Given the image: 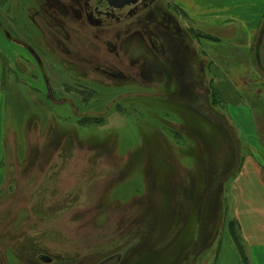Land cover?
<instances>
[{
	"label": "rangeland",
	"instance_id": "obj_1",
	"mask_svg": "<svg viewBox=\"0 0 264 264\" xmlns=\"http://www.w3.org/2000/svg\"><path fill=\"white\" fill-rule=\"evenodd\" d=\"M155 1L139 0L124 7H109L100 0H90L91 16L104 23L97 28L92 26L84 6L82 8L77 0H0V264L23 263L22 258L19 261V253L11 249L13 239L19 237L20 241L28 237L24 250L29 259L36 260L38 256L53 259L60 254L67 260L54 259L53 264H73L75 260L77 264H99L115 254L122 255L121 264H129L141 257L142 251L146 253V247L149 253V245H153V250L163 249L162 254L169 258V246L178 240V244H184L183 248L175 245L174 264H218L220 261L222 243L228 247L225 223L235 220L236 175L227 178L222 188L210 196L220 199L221 209L226 207L227 210L221 220L219 209L218 223L212 222V228L211 224L208 226L209 233H214V227L216 233L221 225L216 241L200 239L194 182L184 185L185 193L178 196L177 207L174 209L173 205L167 222L158 225L156 213L149 211L152 201L149 195L152 192L154 203L160 204L161 179L174 174L176 161H185L184 157L174 160L170 157L178 155L179 144L183 139H191V134L189 130L181 132L179 124L170 118L172 114L164 116L168 110L162 105L146 98L140 99V103L136 101L135 98L146 91L141 90L142 86H116L107 79H100L98 86L99 79L87 76L92 72L88 71L90 66L92 69L93 66L110 68L113 72L126 68L119 54L123 47L116 49V39L137 28L147 29L149 22L143 15L136 14ZM174 2L176 0H171V5L164 10L177 15L187 31L186 36L194 43L191 24L186 15L175 8ZM41 4L67 26L76 28V33L71 28L60 31L51 14L44 19L41 13L35 12L33 17L28 14ZM11 5L16 9L14 13L10 12ZM74 9L81 13L80 19ZM59 32L67 38V44ZM58 40L62 46L57 44ZM65 45L67 50L63 51ZM178 47L192 56V44H183L185 50L180 44ZM112 51L118 53L116 57L109 55ZM172 59L180 63L182 60L181 57ZM82 67L86 76L82 74ZM255 69L264 76V67ZM197 70L198 65H193L198 79ZM206 72L213 79L210 90L207 89L206 104L232 126L239 149L236 153L239 156L241 151L245 155V136L249 137L248 129L252 131L249 117L240 107H231L238 98L220 72L211 65L206 66ZM205 81L208 85L207 78ZM174 107L188 113L180 105ZM202 122L209 126L211 121L202 119ZM213 129L221 132L216 127ZM169 130L177 132L178 139L168 138ZM212 140L205 143L209 148H212ZM33 147H37V155L32 152ZM238 159L241 160V154ZM221 176L223 174L219 173L215 179L205 180L202 189L204 186L208 189ZM121 177L130 181L127 186L122 184L127 190L114 191L112 184ZM35 209L39 210L36 214L44 209L43 215L47 212L48 218L36 216ZM140 212L142 215L138 214ZM129 215L134 220L140 219L132 230L151 223L154 240L164 237L160 239L162 245L149 244L147 230L144 231L147 244H140L141 240L136 238L128 243ZM175 215L180 216L179 219ZM232 232H236L234 226ZM198 240V249L194 250ZM193 257L196 258L193 260Z\"/></svg>",
	"mask_w": 264,
	"mask_h": 264
},
{
	"label": "trees",
	"instance_id": "obj_2",
	"mask_svg": "<svg viewBox=\"0 0 264 264\" xmlns=\"http://www.w3.org/2000/svg\"><path fill=\"white\" fill-rule=\"evenodd\" d=\"M12 2V1H11ZM37 9L29 10L28 14H31L32 17L34 16L35 12L38 14H44V18H48V14L52 15V18L55 19L57 22L56 26L59 27L60 31L61 30H67L68 28H71V26H67L59 17H56L55 14L50 11L51 9L45 6V4H41L40 7L37 5ZM38 10V11H37ZM16 9L12 7L11 5V10L10 12H15ZM179 21V20H178ZM179 29L181 31V34L184 33L187 35L186 29H184V26L181 25V22H178ZM71 31L74 33L75 28H71ZM61 37H63L64 41H67V38L64 37V35L58 33ZM167 36L161 37L163 40V46L165 50L158 51L155 47H153L151 41L148 40V38L142 33V31H136L131 37H123L119 41L116 42L117 49H119L120 46L123 47V50L119 51V54L124 55L122 56L123 61L125 64L128 62L130 69L127 68H122L121 71L119 72H113L110 68L107 70L104 68H100L98 66H93L88 67V71H92L91 73H87L85 68L82 67V74L86 76H94V79H99L97 84L99 86L100 84V79L101 80H110L114 81V84L116 86H123V85H129V87H134L132 85H140L142 86L141 90L143 88L146 89L144 91L145 93H140V95L136 99V101H139L140 99L146 98L150 99L149 101H153V104H156L158 106L162 105V107L165 109V111L168 110L164 114V116H170V118H173V121L175 120L176 123L179 124L180 128H182L181 132H187L189 130V133L191 134L189 140L183 139L184 142L179 146L176 154L178 155H172L170 157L168 154L167 156L172 158L174 160L178 156L184 157L185 161L182 163H179L176 161V163L173 164L174 167V174L170 177H163L161 179V192H160V197L161 201L160 204L156 205L154 203V199L152 196V192L149 195L150 198H152L151 203V210L153 213H156V221L157 224L162 225L164 222H167L169 219V214L173 210V205L174 209L178 205V196L180 194L185 193V184L186 183H191L194 184L192 185L193 189L195 190V199L197 201L196 208L198 207L199 211V221H200V210H201V202L204 196L205 191L207 190L204 186L202 189V186L205 185V180H212L215 179L216 176L219 173H222L223 175H228V178L236 175L242 165L243 158L246 157L248 154L251 153L250 148H247L246 146V154L244 155L241 151H239V156L241 154V160L238 159L236 160V152L239 150L238 149V144L233 143L232 139L230 138L229 134L220 126L209 122L208 119L203 117L198 110L195 108L196 105L200 103H204L206 106L210 107L209 105L206 104V96H207V89L210 90V84L213 82L212 78L208 76V73L206 72V66H209L210 62L208 63L206 58L203 55V52L194 47L193 41L191 42L193 46L192 52L195 54V58L192 60L193 65H198V70L197 74H199V79L197 80L191 75V69L189 68V64H187L186 67L180 66H174L172 62L169 60L170 54L177 52L175 51H170L171 42H169L166 39ZM189 37V36H188ZM190 39V38H189ZM132 43L133 48L132 50L130 49V43ZM135 42V43H134ZM59 43L62 45L63 43L58 40V45ZM125 49L128 50V52H125ZM207 62V63H205ZM122 65H124L123 62H121ZM93 70H96L98 73H94ZM128 70V73L125 72ZM94 73V74H93ZM96 76L100 78H96ZM206 78L208 79L206 84ZM127 80V81H125ZM143 82V83H142ZM86 84H91L92 82L90 81H85ZM93 83L94 80H93ZM104 83V82H103ZM96 85V84H95ZM97 86V85H96ZM110 86V85H108ZM149 86V87H148ZM136 88V87H135ZM149 88V89H148ZM148 89V90H147ZM135 90V89H134ZM134 90L130 91L133 92ZM174 105H180L181 107L185 108L187 112L191 115H194L192 118L188 113L183 112V110H178ZM193 107V109H192ZM211 110H213L210 107ZM170 110V111H169ZM189 111L195 113L192 114ZM173 112V113H172ZM174 114V115H173ZM202 119L205 121L209 122V126H206L205 123L202 122ZM212 128H207L211 127ZM213 127L218 128L221 132H216V130L213 129ZM232 134L234 136V139L236 138V135L234 134V131L232 130V126L230 127ZM184 132V133H185ZM220 133V134H219ZM156 134V133H155ZM178 134L177 132L173 130L167 131V136L168 138L173 139H178ZM213 135V136H211ZM215 135V137H214ZM157 136V135H156ZM180 136V135H179ZM184 137V136H183ZM189 137V136H188ZM213 139L211 142L212 148H209L205 143L209 142V139ZM236 140V139H235ZM161 143L163 142L162 140L160 141ZM236 142V141H235ZM165 145V144H163ZM185 146V147H184ZM237 147V148H236ZM164 148V147H163ZM240 148V147H239ZM238 149V150H237ZM32 152H34L36 155L39 153L37 147L32 148ZM28 149H26L25 154L27 153ZM164 152H166V149H164ZM183 158V159H184ZM189 159L188 161H186ZM33 162V161H32ZM31 162V163H32ZM178 164H181L184 166V168H180ZM264 168V167H263ZM176 171V172H175ZM212 177V179H211ZM124 177H121L118 179V182H114V191H119L125 189L127 184L130 182L125 181L123 179ZM13 180V179H12ZM123 181V182H122ZM125 182V183H124ZM115 184H117L115 186ZM124 186H123V185ZM223 184L220 185L213 193L215 195V192L218 191L220 188H222ZM209 187V186H208ZM207 187V188H208ZM202 189V192L199 191ZM206 189V190H205ZM112 191V193L114 192ZM199 191V192H198ZM111 193V196H112ZM125 194V193H124ZM127 195V193H126ZM213 195V196H214ZM112 199V197H110ZM159 202V200H158ZM142 203L140 205V208L142 207ZM150 205V204H149ZM220 199L219 200H214V197L209 198L208 202L206 203L205 210H204V217H203V225H202V231L200 234V239L205 238V239H214L215 241L218 239L219 232L221 225L219 226V230L215 233V227L212 229L214 230V233L211 231L210 233L208 232V226L213 227L214 223H218L216 214L217 211L221 212V220H223L224 215L226 213V207L222 208L220 207ZM148 209V208H147ZM150 209V208H149ZM45 210L41 209V212H39L38 209H35V215L39 216L41 218H48V213L46 212L43 215V212ZM142 211V210H141ZM176 211V210H175ZM216 212V213H215ZM210 213H211V219H210ZM141 214L142 213H138ZM43 215V216H42ZM141 215L139 217L141 218ZM26 216V215H25ZM24 216V217H25ZM28 216V215H27ZM145 216V215H144ZM176 219H179L175 215ZM136 220V221H135ZM133 219L131 215L128 216V227L127 230L129 231L127 234L128 237V243L134 238L141 240L140 244L145 245L147 244V240L149 239L150 242L149 244L152 243H157V245H162V240L163 239L161 236L160 238H156L154 240V235L153 230H152V224L148 223V227L146 225L143 226H135L134 230H132V226L135 222H138L140 219ZM199 221L197 220V224H199ZM221 224V222H220ZM156 225V223H155ZM154 225V226H155ZM162 226H160L162 228ZM235 227L236 232H232V227ZM199 227V225H198ZM143 230V231H141ZM149 231L148 234V239H145V232L144 231ZM152 231V232H151ZM229 231L231 234V237L233 239V242L237 248V251L239 252V255L241 257V260L244 264H249V261L246 257L244 247L242 245V242L240 240V237L238 235V227L235 222V220L229 222ZM22 234V233H21ZM24 235V233L22 234ZM135 236V237H134ZM179 238V237H178ZM177 238V240H178ZM176 240V239H175ZM179 241V240H178ZM178 241L176 244L172 245L170 244L169 248V258H165V256L162 254L163 249H158V250H153V245L148 246V252L147 253V247L144 250L146 253L142 251L141 257H139L137 260H132L129 264H174L175 258L174 254L172 253L173 251L176 252L177 249H175V245L178 244ZM200 241H197L196 245L194 246V250L198 249V243ZM13 243V242H12ZM182 244H178V248H180ZM15 245L12 244L11 249L15 250ZM145 248V247H144ZM183 248V246H182ZM185 250V249H184ZM17 251V250H16ZM171 255V256H170ZM187 255V254H186ZM196 256V255H195ZM21 258L23 260L22 264H42L38 262L37 260H32L29 259L28 254H24L22 252L19 253V261H21ZM196 257H193V260ZM186 262H188V259H186ZM77 260L73 262V264H77ZM183 264H186L182 262ZM191 263V262H190ZM121 264V263H120ZM123 264V263H122Z\"/></svg>",
	"mask_w": 264,
	"mask_h": 264
},
{
	"label": "crops",
	"instance_id": "obj_3",
	"mask_svg": "<svg viewBox=\"0 0 264 264\" xmlns=\"http://www.w3.org/2000/svg\"><path fill=\"white\" fill-rule=\"evenodd\" d=\"M194 39L210 65L233 88L252 131L245 136L251 153L234 179L235 222L249 264H264V0H176ZM1 95V93H0ZM225 223L218 264H244ZM223 230V231H224ZM224 233V232H223ZM227 257L229 261H227Z\"/></svg>",
	"mask_w": 264,
	"mask_h": 264
},
{
	"label": "flooded vegetation",
	"instance_id": "obj_4",
	"mask_svg": "<svg viewBox=\"0 0 264 264\" xmlns=\"http://www.w3.org/2000/svg\"><path fill=\"white\" fill-rule=\"evenodd\" d=\"M77 1H78V4L80 2L82 3V8L84 6L85 15H86L87 19L90 20L92 26L96 25L97 28L103 27V25H104L103 21H95L94 17H92L90 12H89L88 3H89L90 0H77ZM100 1L102 3L104 0H100ZM137 1H139V0H136V2ZM136 2H132L130 4H125V5H120L119 3H117V5H119L120 7H124V6H128V5H132L133 3H136ZM170 2H171V0H168L167 2L164 1V0H156L155 3L151 7H148V8H143L142 7L141 10L139 11V13L136 14V16H138V15H140V16L143 15L144 16V18L149 22L147 29H145V28H137V29H134V30H132L130 32H126L123 35H121L120 37H118L116 39V42L119 41L123 37H131L136 31H142V33L148 38V40L151 41L153 47L158 49V51H162L163 52V50H165V48L163 46V40H161L162 39L161 37L167 36L166 39L169 42H171V46H172V47H170L171 48L170 51H172V52L175 51V50L177 51L175 53L170 54L169 60L172 62V64L174 66H177V67H180V66L186 67L187 64L190 63L189 64V68L192 70L191 71V75L194 78H196V76H194L195 73L193 71V63H192V60L196 57L195 54L193 53L192 56L191 55L187 56L178 47V44H180V46H182L183 50H185L184 47H183V44L188 43V44L191 45L192 41H191V39H189L188 36H186V34H184V33L181 34V31H180L179 26H178V22L179 21H178L177 15H175L173 12H170L168 10H164L165 7L167 9L168 5H171ZM74 11L78 15V19H80L81 13H79V11H77L76 9H74ZM74 33H76V28H75V32ZM156 33L158 35H156ZM65 42L67 44V41H65ZM65 47H66V45L64 46L63 51L67 50V48H65ZM116 49H117V46H116ZM186 50H187V47H186ZM116 54H118V53L112 51V54H109V55L112 56V57H116L117 56ZM122 56L123 55L121 54V57ZM174 57L175 58H177V57L180 58L181 57L182 58L181 63L174 61L172 59ZM122 62L124 63V65L126 66L127 69H130L128 62L126 64H125V62L123 60H122ZM125 72L128 73V70H126ZM198 79H199V75H198ZM19 238H17L16 240L13 239V243L12 244L15 245L14 246L15 247V251L17 250L18 253L22 252L24 254H27L26 251L24 250V248L27 245L26 240H28L27 239L28 237L23 238L24 239L23 241L22 240L20 241ZM54 256H55V258H53V259L52 258H47V259H50V261H51L50 264H53L54 259L56 261H60L61 260V262H66L67 261L66 259H63L60 254H56ZM39 257H41V256L36 257V260L38 262H40L39 259H38Z\"/></svg>",
	"mask_w": 264,
	"mask_h": 264
},
{
	"label": "water",
	"instance_id": "obj_5",
	"mask_svg": "<svg viewBox=\"0 0 264 264\" xmlns=\"http://www.w3.org/2000/svg\"><path fill=\"white\" fill-rule=\"evenodd\" d=\"M132 2H136V0H104L103 3L108 5L109 7L112 6H116L117 3H119L120 5H125V4H130ZM196 109L199 111V113L205 117L206 119H208L209 121H211L212 123L222 127L230 136V138L232 139L234 145L236 144L234 136L230 130L229 125L227 124V122L225 120H223L221 117H219L218 115H216L215 113H213L208 107H206L203 104L197 105ZM237 153H236V159H237ZM228 178V175H223L222 177H220L216 182H214L213 184H211L208 189L206 190L204 197L202 199L201 202V210H200V227H199V236L201 234V228L203 225V216H204V210H205V206L206 203L209 199V197L211 196V194L220 186L224 183V181ZM199 241V240H198ZM122 255L121 254H115L111 257H108L106 259H104L103 261H101L99 264H119L121 261ZM39 260L44 262V263H50V259L44 258V257H39Z\"/></svg>",
	"mask_w": 264,
	"mask_h": 264
}]
</instances>
